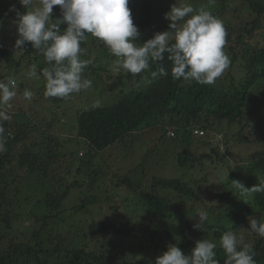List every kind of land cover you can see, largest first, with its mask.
Returning a JSON list of instances; mask_svg holds the SVG:
<instances>
[{
	"label": "trees",
	"instance_id": "1",
	"mask_svg": "<svg viewBox=\"0 0 264 264\" xmlns=\"http://www.w3.org/2000/svg\"><path fill=\"white\" fill-rule=\"evenodd\" d=\"M181 1L167 0L194 9L203 4ZM213 1L230 58L214 84L173 79L166 57L160 62L166 76L116 72V58L88 34L81 59L90 61L84 76L92 87L55 98L44 96L43 55L30 44L14 46L15 23L7 20L16 16L9 8L25 9L18 0H0V81L15 79L19 98L25 89L34 93L27 105L7 109L11 119L3 121L0 264H155L168 245L190 254L200 239L216 243V259L224 264L219 240L226 231L242 234L254 246L256 264H264V238L247 230L251 218L264 222V192L244 202L232 184H264V0ZM128 7L141 33L134 42L169 30L159 15L167 6L159 0H129ZM60 17L54 6L52 18ZM33 65L40 79L29 78ZM196 127L205 133L195 135ZM247 140L254 150L229 157L228 174L218 173L222 181L210 184L218 155L225 161L230 143ZM73 192L78 200L68 207ZM93 207L102 218L85 217ZM198 211L209 216L204 231L193 229ZM118 237L131 238L134 253L113 248Z\"/></svg>",
	"mask_w": 264,
	"mask_h": 264
},
{
	"label": "clouds",
	"instance_id": "2",
	"mask_svg": "<svg viewBox=\"0 0 264 264\" xmlns=\"http://www.w3.org/2000/svg\"><path fill=\"white\" fill-rule=\"evenodd\" d=\"M18 2L25 9L23 13L15 5L9 8L16 16L14 46L23 50L30 44L43 55L48 65L41 72L45 97L69 98L92 87V81L84 76L90 61L81 59L85 52L81 43L88 34L102 42L116 58L113 69L116 72L138 75L147 71L152 79L166 76L169 73L160 64L166 57L172 64L173 79L212 85L230 65L224 51L227 33L222 22L204 8L196 10L190 4L171 6L166 13L169 30L156 32L138 43L134 41L139 40L141 33L133 23L129 0H39L37 7H33V0ZM54 6L60 8L59 19L52 18ZM61 24H66V28L61 30ZM153 64L157 65L155 70ZM28 76L40 79L36 65ZM16 88L15 79L0 81V153L7 151L3 121L11 119L7 109L17 96ZM22 95L28 102L34 98L29 89ZM232 184L244 202L254 193L264 192V184L246 187L237 180H232ZM208 219L206 211H198L193 229L204 231ZM248 223V231L264 238V222L251 218ZM219 244L225 254L224 264H256L254 246L246 243L242 234L226 231ZM216 247L214 241L200 239L194 242L190 254H184L175 244H170L156 257L155 264H218Z\"/></svg>",
	"mask_w": 264,
	"mask_h": 264
},
{
	"label": "rangeland",
	"instance_id": "3",
	"mask_svg": "<svg viewBox=\"0 0 264 264\" xmlns=\"http://www.w3.org/2000/svg\"><path fill=\"white\" fill-rule=\"evenodd\" d=\"M33 1L35 2L36 0H33ZM168 1H170V0H168ZM202 1H203V4L200 6V8H204L205 10L209 11L210 13H216V11H214L215 10V7H216V2H214L213 0H200V2H202ZM159 2L162 3V4H164L165 6H167L162 15H161V11H159V15L161 17L160 20H161V19H165L166 18V17H164V14L167 13L170 10L172 4L171 3H168L167 0H166V2H167L166 4H165V0H163V1L162 0H159ZM181 2L182 3H185V0L184 1L182 0ZM38 4H39V2H38ZM195 9L196 10H199L198 7H195ZM231 11H228V12L230 13ZM7 22L9 24L15 23V24H13V27L14 28L16 27V21L13 18H9L7 20ZM165 24L166 25H169V20L168 19H167V22ZM164 28L165 27H162V29H164ZM163 31H167V30H159L157 32H163ZM9 37H11V36H9ZM10 50L12 52V55H14L15 54V50L13 48H10ZM19 55L20 54L18 53V54H15L14 56L15 57H19ZM13 70L14 69H12V71ZM226 71H227V69L224 71L223 75L220 76L221 78H223V76L225 75V72ZM30 82L31 81H29L27 83H30ZM27 103H28V101H26L25 99H22V98H19L18 96H16L14 98V100L12 101V103H11L12 107L9 108V110L16 111V110H18L19 106H21V104L22 105H27ZM69 134H70L69 132H64V135H65L66 139L68 140V146L72 147L70 137H68ZM214 140H216V139H214ZM252 143H253V140H247L246 142H239V143H237V142L230 143L228 146L231 149L229 150L228 154L226 152H224L225 161L227 160V162H225V161L221 162L220 156L223 153H221L220 155H218L219 156V160L217 161L218 162L217 164L219 166H217V167H219V168H216L215 171H214V173H212L210 175V180H209L210 184H213V185L214 184H218V179H219V181H222L221 178L217 175L218 173H222L223 174V177L222 178L223 179L225 178V175H227L228 172H229L228 171V165H229V163L231 162V160L234 161L237 158L238 154H244L245 155V154H248V153L252 152L254 150V144H255L254 143L252 145ZM223 150H225V148H223ZM81 151H82L81 153H83V150H81ZM79 152H80V150H79ZM229 157L231 158V160L229 159ZM195 172H192L190 174L193 175ZM195 175H201V172H196ZM216 177H217V179H216ZM245 178H246V176H244L243 180ZM77 198H78L77 197V193H75V192L71 193V195L67 197V206L69 207V206H71V204H74L75 202H77V200H78ZM96 206H98V205L96 204ZM85 217H87L88 219H92V218H102V215L97 212V208L93 207V209L90 212V214H86ZM111 242L113 243V245H114L113 248H115V249L126 251V252H128V254L134 253L133 246L131 244L133 242H132V239L129 238V237L128 238L118 237V238L112 240Z\"/></svg>",
	"mask_w": 264,
	"mask_h": 264
},
{
	"label": "built area",
	"instance_id": "4",
	"mask_svg": "<svg viewBox=\"0 0 264 264\" xmlns=\"http://www.w3.org/2000/svg\"><path fill=\"white\" fill-rule=\"evenodd\" d=\"M193 133L194 134H197V135H201V134H203L204 133V130L203 129H200V128H194L193 129ZM168 135H173V132L172 131H168Z\"/></svg>",
	"mask_w": 264,
	"mask_h": 264
}]
</instances>
